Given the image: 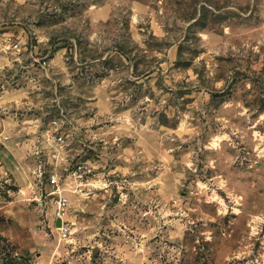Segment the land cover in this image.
I'll return each mask as SVG.
<instances>
[{
	"label": "rangeland",
	"instance_id": "obj_1",
	"mask_svg": "<svg viewBox=\"0 0 264 264\" xmlns=\"http://www.w3.org/2000/svg\"><path fill=\"white\" fill-rule=\"evenodd\" d=\"M0 264H264V0H0Z\"/></svg>",
	"mask_w": 264,
	"mask_h": 264
},
{
	"label": "built area",
	"instance_id": "obj_2",
	"mask_svg": "<svg viewBox=\"0 0 264 264\" xmlns=\"http://www.w3.org/2000/svg\"><path fill=\"white\" fill-rule=\"evenodd\" d=\"M58 125V120L57 119H54L52 122H51V129H49V137H53L56 141L59 142V144L63 143L64 142V136L62 134V132H58L56 133L55 132V128L57 127ZM68 197L66 196H61L58 200H57V203H56V218H61L62 219V225L60 226V236L63 238V239H66L69 237L70 235V228L68 226V224L66 223L65 221V214L67 213V209H68Z\"/></svg>",
	"mask_w": 264,
	"mask_h": 264
},
{
	"label": "water",
	"instance_id": "obj_3",
	"mask_svg": "<svg viewBox=\"0 0 264 264\" xmlns=\"http://www.w3.org/2000/svg\"><path fill=\"white\" fill-rule=\"evenodd\" d=\"M57 224H58V225L62 224V219H61V218H58V219H57Z\"/></svg>",
	"mask_w": 264,
	"mask_h": 264
}]
</instances>
